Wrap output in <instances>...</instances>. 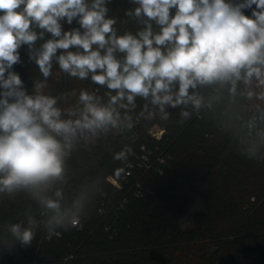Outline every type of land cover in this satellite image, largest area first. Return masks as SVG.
Returning <instances> with one entry per match:
<instances>
[{"label": "clouds", "instance_id": "obj_1", "mask_svg": "<svg viewBox=\"0 0 264 264\" xmlns=\"http://www.w3.org/2000/svg\"><path fill=\"white\" fill-rule=\"evenodd\" d=\"M111 3L0 0V199L35 205L6 225L5 244L80 224L94 194L71 188L72 154L140 121L167 122L170 109L181 125L206 117L241 155L264 160V0H129L123 23L136 27L123 32ZM23 46L42 77L31 94L13 70ZM54 65L96 87L53 95Z\"/></svg>", "mask_w": 264, "mask_h": 264}, {"label": "trees", "instance_id": "obj_2", "mask_svg": "<svg viewBox=\"0 0 264 264\" xmlns=\"http://www.w3.org/2000/svg\"><path fill=\"white\" fill-rule=\"evenodd\" d=\"M130 6L129 0L109 5L120 32L135 31L133 23H123ZM244 14L251 16V9ZM27 52V46L20 49L22 63L13 70L31 94L33 79L42 77ZM57 73L62 88L55 94L75 89L76 82L96 87L69 78L58 65L48 86ZM137 103L139 111L143 101ZM169 111L167 122L140 121L131 131L117 130L75 151L68 161L71 188L88 185L94 194L80 224L55 236L41 225L27 246L0 240V264H264V160L241 155L206 117L181 125L180 109ZM153 127L161 133H151ZM126 146L132 154L113 159ZM196 199L202 210L180 228L178 220ZM28 207L35 213L23 195L0 199V234ZM69 255L75 258L65 259Z\"/></svg>", "mask_w": 264, "mask_h": 264}, {"label": "rangeland", "instance_id": "obj_3", "mask_svg": "<svg viewBox=\"0 0 264 264\" xmlns=\"http://www.w3.org/2000/svg\"><path fill=\"white\" fill-rule=\"evenodd\" d=\"M61 76L60 73H57L54 77L53 83L49 86L48 90L52 92L53 95H55L54 91H58L60 89V87L62 88V80L59 79ZM73 88H75L76 90H79L80 88H82L81 84L76 82V84L73 85ZM75 101V97L72 98L71 102ZM151 133H153L154 135H159V129L157 127H153L151 129ZM202 210V203L200 200H195L191 207L189 208L187 214L183 217H181L178 220V225L180 228L184 229L187 228L191 225L192 223V216L194 213L199 212Z\"/></svg>", "mask_w": 264, "mask_h": 264}, {"label": "built area", "instance_id": "obj_4", "mask_svg": "<svg viewBox=\"0 0 264 264\" xmlns=\"http://www.w3.org/2000/svg\"><path fill=\"white\" fill-rule=\"evenodd\" d=\"M161 132H159V134H160ZM78 226V225H77ZM50 235H53V236H55V235H57L56 233H50Z\"/></svg>", "mask_w": 264, "mask_h": 264}]
</instances>
